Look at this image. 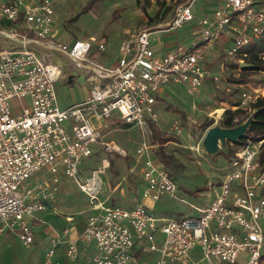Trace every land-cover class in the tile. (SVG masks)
Listing matches in <instances>:
<instances>
[{
	"label": "built area",
	"instance_id": "obj_1",
	"mask_svg": "<svg viewBox=\"0 0 264 264\" xmlns=\"http://www.w3.org/2000/svg\"><path fill=\"white\" fill-rule=\"evenodd\" d=\"M196 1L182 2L167 26L158 30L192 21ZM54 21L52 0L0 2V38L11 42L10 47L0 46V235L16 229L23 243L31 245L36 236L30 218L35 220L36 212L48 209L47 200L67 178L96 210L77 238L65 240L67 254L76 264H82L81 241L93 243L84 264H201L191 254L197 243L204 253L201 261L207 264H264V161L259 157L263 140L239 146L225 166L213 201L191 204L198 215L159 216L146 202L180 198L179 184L161 161L160 144L153 139L161 89L175 83L184 84L190 93L197 91L212 76L205 59L223 39L229 41L228 59L244 63L254 41L264 35V0H225L201 20L198 41L162 55L151 43L153 30L139 27L121 41L117 61L110 65L89 57L94 38L60 41L53 34ZM55 50L89 72L91 81L89 93L66 107L59 105L56 82L67 74L53 59ZM260 96L258 90L243 89L235 107L252 114V104ZM242 119L241 114L235 117ZM113 121L133 125L142 134L129 169L143 177L146 188L133 207L107 204L101 198V173L110 166L106 159L90 174L82 173L83 160L93 154L95 143L130 156L113 139H106ZM166 131L180 135L183 127L174 119ZM39 171L44 173L42 180L28 184ZM69 231L66 227L52 237L45 264L52 262L61 235Z\"/></svg>",
	"mask_w": 264,
	"mask_h": 264
},
{
	"label": "rangeland",
	"instance_id": "obj_2",
	"mask_svg": "<svg viewBox=\"0 0 264 264\" xmlns=\"http://www.w3.org/2000/svg\"><path fill=\"white\" fill-rule=\"evenodd\" d=\"M185 0H52L55 9V21L53 32L58 35L62 42H73L76 39L94 38V48L89 57L98 61H114L118 52L116 47L120 41L128 35L136 32L139 27L155 30L151 33L153 44L161 39L162 44L175 47L186 46L191 41L199 39L203 30L201 20L211 15L207 11L206 0H197L194 5L195 18L184 23L181 27L171 30H158L166 27L167 23L175 16L178 6ZM167 7H170L166 15ZM159 13V14H158ZM158 14V15H157ZM121 29L119 35L117 34ZM126 29V32H125ZM56 35V36H57ZM107 41V42H106ZM11 46V42L0 38V46ZM101 45H107L101 49ZM252 49L264 57V35L258 37ZM43 53L44 49L36 47ZM222 48L217 51V57H213L212 71L219 76V80H211L206 86L203 85L194 93L188 92L184 84L175 87L167 84L165 88L166 103L159 106V125L164 127L170 139L164 143V151L171 156L168 167L179 184V199L163 197L155 201L154 212L159 216L198 215L199 211L191 206H205L211 203L219 188L220 180L225 173V166L230 161L232 149L236 148L235 142L220 141L218 150L214 153L208 152L204 146V138L208 130L214 126H222L220 119L226 108H236L240 92L243 89L258 90L264 95V70L255 71L244 69L236 58L228 59ZM53 59L58 62L66 72L67 76L56 82L58 101L61 107L69 106L83 99L91 87L89 72L75 65L72 59L60 50L53 52ZM246 63V60L244 61ZM209 65V64H208ZM214 68V69H213ZM73 75V81L69 76ZM174 84V83H173ZM16 100H12V104ZM167 103L182 109L186 117L169 110ZM218 108V111L216 110ZM223 108V109H222ZM213 114L210 112H213ZM242 123L251 116V113L242 111ZM173 119H178L183 127L180 135L168 133L167 126ZM69 125V121L65 122ZM166 126V127H165ZM142 137L137 127L123 126L114 130L106 139H113L129 152V157L120 155L117 151H108L98 143L92 145L93 154L86 157L82 163V173H89L93 169L101 167L103 159L110 160V167L101 173L102 191L101 198L107 204L121 202L128 206L124 196L112 193L114 186L119 180L128 174L127 171L119 172L120 163L132 162V155ZM43 172L39 171L29 179L28 184L35 186L42 180ZM90 174V173H89ZM119 175V176H118ZM118 176V177H117ZM48 178L50 175L47 176ZM102 184V183H101ZM61 188L56 195L47 200L48 209L36 212V219L30 218L36 235V240L29 246L23 243L16 229L6 230L0 235V264H45L46 251L51 246V237L54 233L53 224L64 228L82 230L85 221L90 214L96 210L92 207L91 200L83 193L78 185L72 180L64 178L60 182ZM41 191L39 195H43ZM144 191V190H143ZM112 193V194H111ZM143 194L142 189L133 194ZM108 195V201L106 196ZM110 194V195H109ZM45 195V194H44ZM73 219L70 221L68 217ZM42 221V222H41ZM40 222V223H39ZM49 233L45 234L43 231ZM57 233H63L58 232ZM72 231L66 235H69ZM51 236V237H50ZM87 245V246H86ZM80 256L89 251L86 259L92 255L93 243L80 242ZM192 258L201 264L204 253L200 244L191 249ZM85 259V261H86ZM82 261L84 259H81ZM51 264H76L67 254V245H60L52 258Z\"/></svg>",
	"mask_w": 264,
	"mask_h": 264
},
{
	"label": "crops",
	"instance_id": "obj_3",
	"mask_svg": "<svg viewBox=\"0 0 264 264\" xmlns=\"http://www.w3.org/2000/svg\"><path fill=\"white\" fill-rule=\"evenodd\" d=\"M2 0H0V2H1ZM225 0H206V4H207V7H208V9H207V11H209V13H211L212 14V12L214 11V9L215 8H217V6H219L220 4H222L223 2H224ZM196 4V3H195ZM55 24V23H54ZM120 31H121V29H119V32H118V34H117V31H116V33L115 34H110V35H119V33H120ZM153 31H155V30H153ZM125 32H126V29H125ZM53 34L56 36L57 34H55L54 32H53ZM129 36V35H128ZM57 38H58V35L56 36ZM90 38H95V37H90ZM96 39V38H95ZM200 39V38H199ZM199 39H197L196 41H198ZM195 41V39L193 40V41H191V43H189L188 45H192L193 43H195L196 42ZM107 42V41H106ZM120 43H121V41L118 43V45H117V47H116V50H117V52H118V54H117V56H116V58H115V60L114 61H111V62H108V61H106V65H110V64H113L115 61H117V58H118V56H119V46H120ZM151 43H152V45H153V47L155 48V51H156V53L158 54V55H162V54H164L165 52H167V51H169V50H171L173 47H170V46H166V44L164 45V44H162L161 43V39L159 38L158 39V41H157V43H155V44H153V42H152V40H151ZM229 46V41L228 40H226V39H223L222 41H220L218 44H217V48L216 49H214L213 51H211L209 54H208V56H207V58L205 59L206 60V62L205 63H207V64H209V66L211 67V66H213L214 64H213V60H212V58L214 57H217V51L218 50H220V47L222 48V50H223V52H221V53H224V55H225V50H226V48ZM106 48H107V45H106ZM101 62V61H100ZM102 63H103V61H102ZM214 69V68H213ZM214 75H216L213 71H212V76H210V77H207L206 79H205V82H204V84H205V86L208 84V83H210V81L212 80L213 81V76ZM70 77H72V79H71V81H73V75H70L69 76V78ZM170 85H174L175 87H178L179 85H182V84H173V83H171ZM166 86V85H165ZM165 86L161 89V92L159 93V103H158V108H159V106H160V103H166V97H164V96H166V95H169V93H166L167 92V89L165 88ZM89 93V92H88ZM87 93V94H88ZM168 104V103H167ZM66 107V106H65ZM166 107H167V105H166ZM223 109V108H222ZM182 110V109H181ZM217 111H218V108L216 109ZM174 120V119H173ZM123 126H127V125H125V124H122V123H117V122H115V121H113V122H111V130L108 132V135H109V133H111L112 131H114V130H119V128H122ZM158 126L162 129V130H164V127H162V126H160L159 125V123H158ZM127 127H134L133 125H130V126H127ZM166 127V126H165ZM168 127V126H167ZM105 159V158H104ZM106 163L107 162H109L110 163V160L108 159V158H106V161H105ZM110 165H111V163H110ZM127 165H128V168H129V164L128 163H126L125 162V164L124 163H120V165H119V172H123V171H125V169H126V171H127ZM110 167V166H109ZM125 171V172H126ZM126 174H127V172H126ZM119 176V175H118ZM117 176V177H118ZM121 177H123L121 180H119L118 182H117V184L114 186V188H113V190H112V193L114 194H118V191L125 197L124 198V200H125V205H126V202H128L127 204H128V206L127 207H133V206H135L136 204H137V202L138 201H141L142 200V195L141 194H133V193H135V192H138L139 191V189H142V192H143V190L146 188V182H145V180L143 179V177L140 175V174H138V173H131L130 172V169H128V174L126 175V176H124V175H122ZM64 179V178H63ZM101 182H102V178H101ZM102 185H103V182H102ZM103 189V188H102ZM102 189H101V191H102ZM111 193V194H112ZM107 195V194H106ZM110 195V194H109ZM108 199V195L106 196V201H108L107 200ZM147 202V204H149L150 206H155V202L154 201H152V200H147L146 201ZM120 204H122L121 202H119ZM73 219V217H71V216H69L68 217V220H72ZM42 222V221H41ZM40 223V222H39ZM64 225H66L67 226V224H64ZM61 226V227H57V226H55L54 224H53V226L51 227L52 228V230H53V234H52V237L53 236H55V234H57V231L58 232H61V231H63V229H64V227L65 226ZM76 227H74V229L71 227L70 228V232L72 231V233L69 235V237H67L66 235H61V238H62V243L60 244V245H62V244H66V242H65V240H67L68 238H77L78 237V235H79V233L82 231V230H77V229H75ZM83 229V228H82ZM49 231H50V229H48L47 230V232H45V231H43V233H45V234H47V233H49ZM62 234V233H61ZM36 236V235H35ZM51 237V236H50ZM52 237H51V239H52ZM36 240V239H35ZM79 244H80V242H79ZM59 245V246H60ZM58 246V247H59ZM87 246V245H86ZM57 247V248H58ZM93 249V248H92ZM91 249V250H92ZM89 251H90V249L87 251L86 249H85V252H84V254L82 255V258L81 259H84L83 261L81 260V262H82V264H84L85 263V259H86V256L88 255V253H89ZM54 261H52V263H53ZM51 264V263H50Z\"/></svg>",
	"mask_w": 264,
	"mask_h": 264
},
{
	"label": "trees",
	"instance_id": "obj_4",
	"mask_svg": "<svg viewBox=\"0 0 264 264\" xmlns=\"http://www.w3.org/2000/svg\"><path fill=\"white\" fill-rule=\"evenodd\" d=\"M169 9L170 7H167L166 11L163 12L164 15L167 14ZM252 48L253 47H251L248 51V56L246 58L247 64L242 65V67L244 69H251L255 71L264 70V57L255 50H253ZM252 106L254 108V111L250 116L252 117L251 123L247 131L244 133V135L238 141L235 142L236 148H233L231 150L232 155L230 157H232L235 154V152L238 150L241 144L246 143L248 140H251L253 142H259L260 140H263L260 145L259 157L264 161V95L258 97V99L255 102H253ZM167 108L171 111L181 114L183 117H186L185 112L180 108L174 106L173 104L168 103ZM242 111L243 109L240 107L226 108L224 110V114L222 118L220 119L221 125L224 127H234L241 124L242 120L236 121L235 117L239 115ZM125 125L130 126V124H125ZM152 127L154 133L153 139L155 142H158L160 144L158 148V155L161 161L165 163L168 167L171 156L165 153L163 145L165 142H167L170 139V137H168L170 136V134H167L155 123L152 124Z\"/></svg>",
	"mask_w": 264,
	"mask_h": 264
},
{
	"label": "water",
	"instance_id": "obj_5",
	"mask_svg": "<svg viewBox=\"0 0 264 264\" xmlns=\"http://www.w3.org/2000/svg\"><path fill=\"white\" fill-rule=\"evenodd\" d=\"M247 63H242L244 65ZM72 77L69 78L71 81ZM252 117H249L244 123L234 127L214 126L210 128L204 138V146L208 152L214 153L220 146V141L225 143L226 140L232 142L238 141L247 131Z\"/></svg>",
	"mask_w": 264,
	"mask_h": 264
}]
</instances>
